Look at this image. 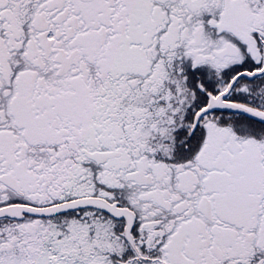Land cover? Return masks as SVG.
Returning a JSON list of instances; mask_svg holds the SVG:
<instances>
[{
	"label": "snow or ice",
	"instance_id": "obj_1",
	"mask_svg": "<svg viewBox=\"0 0 264 264\" xmlns=\"http://www.w3.org/2000/svg\"><path fill=\"white\" fill-rule=\"evenodd\" d=\"M0 264H264V0H0Z\"/></svg>",
	"mask_w": 264,
	"mask_h": 264
}]
</instances>
